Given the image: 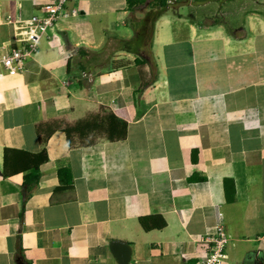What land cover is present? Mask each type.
<instances>
[{"label": "crops", "instance_id": "0c3cea01", "mask_svg": "<svg viewBox=\"0 0 264 264\" xmlns=\"http://www.w3.org/2000/svg\"><path fill=\"white\" fill-rule=\"evenodd\" d=\"M54 1L0 0V14L26 21ZM67 7L79 15L57 23L23 72L0 78V264H120L117 241L129 264H189L221 222L224 264H264V0ZM18 38L14 22L0 23V57ZM124 108L123 140L69 145L56 130L30 192L28 161L3 175L6 149L43 150L39 125ZM152 215L167 225L146 231L140 218Z\"/></svg>", "mask_w": 264, "mask_h": 264}, {"label": "trees", "instance_id": "16d2710c", "mask_svg": "<svg viewBox=\"0 0 264 264\" xmlns=\"http://www.w3.org/2000/svg\"><path fill=\"white\" fill-rule=\"evenodd\" d=\"M184 0H176L174 3H169L168 0H128V9L134 10L137 8L145 7L156 9L158 11L172 5L181 3ZM136 62L143 63L142 59L137 58ZM124 64L120 63L116 65L114 63L113 68H118ZM125 66V65H124ZM142 92V89L139 90ZM130 121L129 112L126 108L110 111L103 109L101 112L91 113L84 119L77 121L76 123H69L65 120H60L56 123H44L38 126L37 132L41 137V141L44 148L39 153H29L22 150L6 149L5 151V162L3 168V175L10 176L14 171L15 163H22L21 161H28L24 167L25 175V188L27 192H30L40 181L41 178V165L45 163L49 157L46 149V144L50 136L56 131L63 129L67 134L69 145H73L74 139L80 140V143H85L86 140L95 137H105L111 141L123 140L127 137L128 125ZM196 153V152H194ZM17 155V156H14ZM18 155L19 158H18ZM23 168V166H22ZM16 170V169H15ZM59 176L61 180L60 188L62 190L71 188L73 185V177L71 170L67 168L60 169ZM202 177L191 176L189 180L197 181L202 180ZM226 193L227 198L230 202L235 199V192L230 185L233 182L230 179L226 180ZM142 227L146 230L162 229L167 225V221L162 215H152L140 218Z\"/></svg>", "mask_w": 264, "mask_h": 264}, {"label": "built area", "instance_id": "2783aa9c", "mask_svg": "<svg viewBox=\"0 0 264 264\" xmlns=\"http://www.w3.org/2000/svg\"><path fill=\"white\" fill-rule=\"evenodd\" d=\"M71 0H55L42 7L43 15H33L26 21L15 20L10 17L4 19L0 14V23H13L18 26L21 45L11 48V51L0 57V78L5 75H15L25 70L26 61L36 55L40 50L41 42L50 37L57 23L61 19L76 17L78 9H68ZM174 3L176 0H168ZM230 235L223 222L217 225L216 232L205 237L210 244V250L195 262L189 264H224L229 258L227 252Z\"/></svg>", "mask_w": 264, "mask_h": 264}, {"label": "water", "instance_id": "95a60500", "mask_svg": "<svg viewBox=\"0 0 264 264\" xmlns=\"http://www.w3.org/2000/svg\"><path fill=\"white\" fill-rule=\"evenodd\" d=\"M113 250L120 264H129L130 249L125 243L120 241L115 242L113 244Z\"/></svg>", "mask_w": 264, "mask_h": 264}, {"label": "rangeland", "instance_id": "374dc122", "mask_svg": "<svg viewBox=\"0 0 264 264\" xmlns=\"http://www.w3.org/2000/svg\"><path fill=\"white\" fill-rule=\"evenodd\" d=\"M179 8V7H178Z\"/></svg>", "mask_w": 264, "mask_h": 264}]
</instances>
